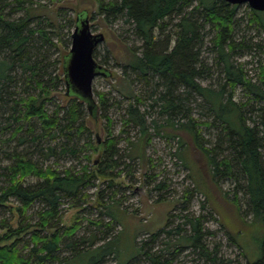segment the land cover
Wrapping results in <instances>:
<instances>
[{
    "label": "trees",
    "instance_id": "16d2710c",
    "mask_svg": "<svg viewBox=\"0 0 264 264\" xmlns=\"http://www.w3.org/2000/svg\"><path fill=\"white\" fill-rule=\"evenodd\" d=\"M30 2L0 0V145L8 148L7 144L11 145L13 141L17 144L15 148L11 147L12 152L4 151L3 156L11 160L12 164L0 168L7 183L0 190V207H6L9 198H14L20 204L15 210L23 218L36 203L45 204L48 210L39 213L41 219L36 227L42 229L28 231L31 226L20 223L18 229L9 228L0 235V264L61 262L57 254L63 239L72 238L79 229L72 225L63 233L54 230L55 225L52 223L55 219L57 221L61 200L80 198V201H86V191L95 181L106 184L108 190L118 187V180L122 173L125 174L123 169H131L125 157L131 163L136 160L146 162L150 168L146 179L156 182L154 190L167 191L169 184L161 178L164 172H157V165L145 156L146 147L151 142L146 119L150 112L142 113L140 106L147 100H152L151 108L159 109L158 118L152 120L155 133L161 134L169 128L190 137L193 151L200 152L206 158L213 180L231 178L238 183L237 172L243 176L245 182L242 189L246 192L253 215L252 229L259 231L258 237L254 239L257 257L252 259L246 255V264H264V111L257 109L256 112L261 114L255 123L247 117L246 112L249 108L248 112L253 113L255 107L236 99L237 90L241 87L249 103H264V63L259 61V75L253 82L242 66L233 60L234 57L264 48L258 44L236 41L235 27L241 20L237 18L238 6L224 0H97L98 15L108 25L118 19L123 20L130 27L131 34L142 42L139 52L133 47L129 49L131 57L123 68L125 72L134 73L136 80L147 91L142 97L128 96L133 101L125 109L127 118L124 120L123 132L114 135L108 120L105 139L101 142L89 139L82 150V138L86 134L91 135L90 128L82 121L84 105L89 108L92 104L74 91L69 92L64 69L66 58L60 61L63 77L56 73L58 61L50 60L52 50L57 47L51 37L54 33L45 27L48 26L46 15L33 12L35 5ZM21 11H25V15L15 17ZM85 14H78L75 18L74 31L78 18L88 16ZM249 21L250 25L264 30V12L250 10ZM205 48L213 55L211 65L202 56ZM215 74H218L217 87L204 86L199 82L212 80ZM60 82L65 86L70 102L65 107L56 105V109L50 113L48 107L55 104L53 93ZM101 103L105 104L103 97ZM193 104L204 106L206 111L212 112L214 120L194 119L191 114ZM62 110L64 116H61ZM162 118L164 122L160 123L158 119ZM249 122H253V125ZM129 125L139 128L140 145L135 146L128 140V146L132 149L123 154L120 143ZM16 126L15 130L12 129ZM204 130L214 136V142L209 143L204 138ZM176 137L172 135L173 139ZM52 142L60 144L63 156L70 154L78 157L86 150L97 152V157L92 166L82 167L78 171L74 168L60 171L50 165L40 166L29 153L30 148L36 146L41 152L46 150L48 153L45 157L49 158L57 154L56 148L50 145ZM70 143L74 147L69 146ZM133 149L138 152L137 156L133 154ZM173 156L189 170L194 185L177 199L165 226L150 233L149 239L138 241V256L127 264L141 260H146L148 264H171L166 255L174 256L185 248H191L210 262L214 261V253L210 252L206 239L212 233L205 227L204 216L189 212L183 216L181 223L172 225L177 209L189 211L195 194L202 193L195 183V163L182 138ZM86 158L91 163V156L86 155ZM128 175L135 178L133 174ZM106 189L99 191L95 203L104 209L107 207V198L122 207L125 205L124 200L118 198V191L113 190L108 194ZM164 201L160 196L156 202ZM236 204L239 206L238 202ZM132 212L138 214V210ZM112 223L114 221L111 219L107 226L110 227ZM91 224L100 226V223ZM43 229H53L54 232L43 235ZM28 232L31 233V243L23 242L21 238ZM227 234L239 247H243L239 240L240 231L235 234L227 231ZM160 242H165L164 247L156 249ZM112 244L83 252L78 249L77 241H71L69 247L72 248L73 257L92 251L102 252L97 264H105L107 257L117 256L109 248ZM69 260L65 258L63 264Z\"/></svg>",
    "mask_w": 264,
    "mask_h": 264
},
{
    "label": "rangeland",
    "instance_id": "374dc122",
    "mask_svg": "<svg viewBox=\"0 0 264 264\" xmlns=\"http://www.w3.org/2000/svg\"><path fill=\"white\" fill-rule=\"evenodd\" d=\"M31 2L35 5L32 11L46 15L48 19L46 24L48 26L45 27H47L48 31L54 33L51 37L57 47L52 50L50 60L52 62L58 61L56 73L59 77H63L61 62L70 54L74 23L78 14L86 13L88 15L89 26L93 34L105 35L106 40L95 50V59L103 67L102 72L104 74L95 78L92 85L91 101L94 109L91 110L87 105H84L82 121L90 128L91 135H84L81 141V148L83 150V145L89 139L99 142L105 139L107 127H109L108 120H110L112 133L116 136L119 135L120 132H123L124 120L127 118L125 116V109L133 101L128 96L142 97L141 95H146L147 91L146 87L136 80L134 73L130 71L125 72L123 68V65L131 57L129 49L133 47L139 52L142 48V42L131 34L130 27L123 20L118 19L113 24L108 25L103 17L100 14L98 15L97 0H31ZM250 10L252 9L248 4L238 6L237 18L241 20L238 23V27H235L236 41L239 43L245 41L246 43L258 44L264 48V30L258 26L249 24ZM23 15H25V11L19 12L15 17ZM60 26L62 27L60 28ZM207 51L206 48L203 49L202 56L211 65L213 55ZM233 60L242 66L244 72L253 82H256L259 75V61H263L264 63V50L255 49L242 56L234 57ZM217 78L218 74H215L212 80H200L199 82L204 86L212 85L215 88L217 87ZM121 91L125 94L121 93ZM53 95V103L55 104H50L48 107L50 113L56 109V105L65 107L70 102L66 96V89L62 82L59 83L58 89ZM101 97L105 100V104L101 103ZM236 99L240 103L246 102L250 107H255L253 113L248 112L249 108H247L246 112L247 117L252 118V121L256 123L261 114V112L256 111L260 108L264 111V103H249L250 100L245 97L241 87L237 90ZM151 104L152 100H147L140 106L142 113L146 111L150 112L146 119L150 128L151 142L146 147L145 156L157 165V172H164L161 178L168 182L169 188L167 191L154 190L156 182H149L146 179L147 175L150 174V168L147 167L146 162L136 160L134 163H131L125 157L124 160L127 164H131V169L129 171L123 169L125 170V174L122 173V176L118 180V187L108 190L106 189V184H102L101 181H95L94 185L86 191L88 194L86 201H80V198L75 200L65 198L61 200L57 221L55 219L52 223V225H55L54 230H59L60 233H63L66 228L72 225L79 227V229L72 238L65 237L63 239L60 251L57 254L58 258L62 261H50L47 264H63L65 258L70 259L67 264H97L101 260L102 252L93 251L88 254H76L73 257L72 248L69 247L71 241H77L78 249L82 252L95 250L103 245L113 243L109 248L111 251L114 250L117 256L112 255L107 257L105 264H127L133 261L138 256V241L149 239L150 233L163 228L170 212L177 203V199L182 197L183 192L187 188L194 185L193 178L189 177V170L185 169L182 163L173 156L177 146H179L180 138L189 147L190 155L195 163V183L202 189V193L195 194L189 211L183 212L177 209L173 215L172 225L181 223L183 216L189 212L196 216H204L205 227L212 233L206 239L210 245V252L214 253L212 257L214 261L210 262L206 260L204 257L193 252L191 248H185L174 254V256L168 254L166 255L167 259L170 260L171 264H246L248 260L247 256L252 259L257 257L255 255L257 245L254 239L258 237L259 231L252 229L254 228L253 215L248 206L246 192L242 189L245 182L243 176L237 172L238 183L235 179L231 178L213 180L208 171L206 158L200 152L193 151V143L190 137L180 131H174L169 128H166L161 134L155 133L152 120L158 118L159 109L151 108ZM203 107L198 106V104L192 105L191 114L194 119L213 121L212 112L206 111ZM64 110L61 111V116H64ZM0 113L2 112L0 111ZM158 121L160 123L164 122L163 118L158 119ZM253 122H249L250 125H253ZM15 128L17 126L12 129L15 130ZM124 131L125 134L122 136L123 140L120 143V149L123 154L128 153L132 149L131 146H128V140L133 142L135 146H139L141 138L139 128L134 125H129ZM203 134L209 143L214 142L213 135L205 133V130ZM172 135H176L177 137L173 139ZM7 145L9 146L8 148L0 145V168H6L12 164L11 160H8L3 155L4 151L10 152L17 144L13 141L11 145L10 143ZM50 145L56 148L57 154L49 158L45 157L46 153H48L46 150L41 152L36 146L30 148L31 151L29 153L32 154L33 160L37 161L40 166L50 165L60 171L66 168H74L78 171L82 167L92 166L97 157V154H95L97 152L93 153L86 150L78 157H72L70 154L63 156L60 153V144L56 145L52 142ZM69 146L74 147L72 143ZM44 147H46V144H44ZM132 151L137 156L138 152L135 149ZM86 155L91 156V163L87 160ZM128 174H133L135 178H131ZM2 175L0 171V190L7 186ZM161 178L158 179L161 180ZM104 189L108 191V194L113 192V190L118 191V198L123 199L125 205L122 207L105 198L107 207L104 209L100 207L95 201L98 198L99 191ZM160 196L165 201L157 203L156 201ZM237 202L240 209L236 204ZM18 206H20L19 202L14 198H9L6 202V207H0V235L6 233L9 228L18 229L20 223L23 226L29 224L31 228L28 231L42 229L38 226L36 227V225L39 224L41 219L39 213L48 210L45 204L36 203L27 211L25 218L16 212L15 209ZM126 207L129 209H126ZM132 210H138V214L133 213ZM111 219L114 223L108 227L107 224L111 222ZM92 222L100 223V226L91 224ZM223 224L227 227H223ZM3 226H6V228L4 229ZM54 230L43 229L41 233L46 235L47 233L54 232ZM227 231H231L233 234L240 231L239 240L243 247H239L233 242L229 238ZM21 238L23 242L29 243L31 233L28 232V234H24ZM164 243H158L156 249L163 248ZM131 264H148V262L141 260L132 262Z\"/></svg>",
    "mask_w": 264,
    "mask_h": 264
},
{
    "label": "water",
    "instance_id": "95a60500",
    "mask_svg": "<svg viewBox=\"0 0 264 264\" xmlns=\"http://www.w3.org/2000/svg\"><path fill=\"white\" fill-rule=\"evenodd\" d=\"M230 5L240 6L248 4L257 12H264V0H224ZM85 14V13H84ZM86 15V14H85ZM76 29L72 35V46L70 54L64 63L66 85L70 91L88 103H91V110L94 109L91 101L92 85L100 75H103V67L94 58L96 48L106 38L104 34H93L91 32L88 16L78 18Z\"/></svg>",
    "mask_w": 264,
    "mask_h": 264
},
{
    "label": "flooded vegetation",
    "instance_id": "af4514ba",
    "mask_svg": "<svg viewBox=\"0 0 264 264\" xmlns=\"http://www.w3.org/2000/svg\"><path fill=\"white\" fill-rule=\"evenodd\" d=\"M92 32V31H91Z\"/></svg>",
    "mask_w": 264,
    "mask_h": 264
}]
</instances>
